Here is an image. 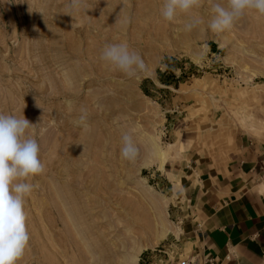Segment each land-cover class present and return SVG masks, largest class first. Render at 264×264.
<instances>
[{
  "label": "rangeland",
  "instance_id": "obj_1",
  "mask_svg": "<svg viewBox=\"0 0 264 264\" xmlns=\"http://www.w3.org/2000/svg\"><path fill=\"white\" fill-rule=\"evenodd\" d=\"M212 2L184 31L189 17L164 20V0H85L71 15L70 0H0V113L36 124L45 165L27 180L29 242L64 233L65 216L78 214L96 264H144L178 237L174 204L187 184L243 147L264 156V16L248 11L217 34ZM112 43H127L148 71L128 78L106 65L100 52ZM125 133L140 149L135 162L120 155Z\"/></svg>",
  "mask_w": 264,
  "mask_h": 264
},
{
  "label": "clouds",
  "instance_id": "obj_2",
  "mask_svg": "<svg viewBox=\"0 0 264 264\" xmlns=\"http://www.w3.org/2000/svg\"><path fill=\"white\" fill-rule=\"evenodd\" d=\"M202 0H164L161 16L174 22L179 13L189 17L184 31H192L201 20L193 16V9L201 6ZM70 12L86 9L85 0H70ZM212 18L208 24L214 33L231 29L236 21L248 11L264 16V0H213ZM100 60L113 70L128 78L148 71L142 56L130 50L127 43L106 44L100 52ZM71 106L72 101L66 102ZM78 126L87 128V110L81 109ZM36 124L24 115L0 113V264H17L25 253L30 236L26 226L25 197L30 195L35 185L27 182L31 177L45 171L40 159V144L30 134ZM140 149L132 136L125 133L121 137L120 155L124 160L135 162Z\"/></svg>",
  "mask_w": 264,
  "mask_h": 264
},
{
  "label": "crops",
  "instance_id": "obj_3",
  "mask_svg": "<svg viewBox=\"0 0 264 264\" xmlns=\"http://www.w3.org/2000/svg\"><path fill=\"white\" fill-rule=\"evenodd\" d=\"M250 147L217 173L203 172L183 188L175 215L186 217L177 235L181 259L196 253L220 264H264V156ZM176 264H178L176 262Z\"/></svg>",
  "mask_w": 264,
  "mask_h": 264
},
{
  "label": "bare ground",
  "instance_id": "obj_4",
  "mask_svg": "<svg viewBox=\"0 0 264 264\" xmlns=\"http://www.w3.org/2000/svg\"><path fill=\"white\" fill-rule=\"evenodd\" d=\"M153 149L156 156H162L155 144ZM65 217L71 229L64 233L52 230L49 236L36 233L35 238L41 236L42 242H29L24 255L17 264H96L93 251L94 241L79 229L82 218L78 214H67ZM31 244L32 247H30ZM80 247L84 248L87 257L81 253Z\"/></svg>",
  "mask_w": 264,
  "mask_h": 264
},
{
  "label": "built area",
  "instance_id": "obj_5",
  "mask_svg": "<svg viewBox=\"0 0 264 264\" xmlns=\"http://www.w3.org/2000/svg\"><path fill=\"white\" fill-rule=\"evenodd\" d=\"M186 217L183 215L175 216V225L177 229H181L185 222ZM179 244V239L175 236L169 243L163 245H158L150 251H146L142 257V262L144 264H220L215 257L205 253H196L191 258L181 259L178 251L177 245Z\"/></svg>",
  "mask_w": 264,
  "mask_h": 264
}]
</instances>
